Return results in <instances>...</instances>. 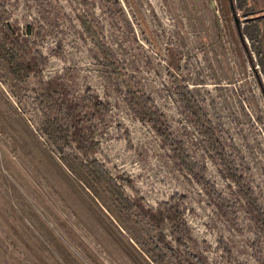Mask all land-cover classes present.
Here are the masks:
<instances>
[{
	"label": "rangeland",
	"instance_id": "374dc122",
	"mask_svg": "<svg viewBox=\"0 0 264 264\" xmlns=\"http://www.w3.org/2000/svg\"><path fill=\"white\" fill-rule=\"evenodd\" d=\"M5 23L47 64L25 71L0 37V264H180L158 244L160 233L186 264L171 225L131 209L132 188L155 209L187 197L188 244L206 264H264V227L175 89L186 86L217 126L264 214V0H0ZM46 82L67 103H83L90 89L108 106L107 114L87 109L99 151L82 154L44 97ZM142 93L217 195L180 172L132 110L128 101Z\"/></svg>",
	"mask_w": 264,
	"mask_h": 264
},
{
	"label": "trees",
	"instance_id": "16d2710c",
	"mask_svg": "<svg viewBox=\"0 0 264 264\" xmlns=\"http://www.w3.org/2000/svg\"><path fill=\"white\" fill-rule=\"evenodd\" d=\"M114 6L120 8V3L115 1ZM18 32L19 31L12 25L5 23L2 24L0 28V37L4 36L6 38V44L10 45L14 53H18L24 68L26 67L25 71L41 73L42 68L47 64V57L41 51H29V49L22 46L19 39L16 38ZM29 32L28 34H31L32 31L30 30ZM43 32V29L39 30V37L43 36ZM104 54L105 56H112L109 49L104 50ZM172 82L174 83V80ZM179 86L175 85V89L182 109L195 118L200 133L205 139L207 150L221 161L224 170L228 173L229 178L236 186L239 195L244 200L249 210L258 218L263 229L264 214L262 206L253 188L247 183L241 171L238 170L235 159L228 157L226 147L222 144L217 134V126L199 106L197 100L187 87L181 88ZM42 88L45 95L44 97L49 101L52 109L63 118L69 131L72 132L74 141L82 150V154L88 157L91 156L92 153L99 151V143L96 141L97 133L92 129V126L85 127L88 123L87 109L93 108L99 113L107 114L109 112L108 106L103 104L98 97L92 96L93 91L90 89L87 91V95L83 97V103L82 101H76V103L70 104L62 100L60 96L61 93L54 84L46 82L42 85ZM132 97L133 98L128 101L130 107L136 112L138 117L141 118V121L149 124L154 129L164 146L169 148L170 152H172L175 167L178 168L180 172L192 176L205 188L209 189L213 195H217L216 188L205 176L206 170L189 155L185 149V144L173 134L166 115L157 106L154 100L146 93H142L140 97L136 95ZM94 163L104 176L110 177L109 172L104 166H100L96 160ZM120 180H122L124 185L132 188L130 185L131 181L127 175H123ZM132 190L136 199L132 201L133 205L131 209L136 211L143 220H150L158 226L169 223L172 228L171 235L174 243L189 256L185 261L186 264H206L202 257L193 254L188 244L192 239L185 213V202L187 201V197L182 194H176L170 201L162 203L155 209L151 206H145V200L141 195L133 188ZM158 244L163 246L164 250H166L175 261L182 264L180 252L175 250L172 243L166 241V237L162 233L159 235Z\"/></svg>",
	"mask_w": 264,
	"mask_h": 264
},
{
	"label": "water",
	"instance_id": "95a60500",
	"mask_svg": "<svg viewBox=\"0 0 264 264\" xmlns=\"http://www.w3.org/2000/svg\"><path fill=\"white\" fill-rule=\"evenodd\" d=\"M238 21V20H237ZM237 24H239L238 22H237Z\"/></svg>",
	"mask_w": 264,
	"mask_h": 264
}]
</instances>
